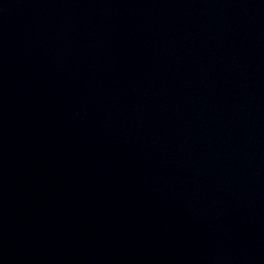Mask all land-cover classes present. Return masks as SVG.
Masks as SVG:
<instances>
[{
    "label": "water",
    "instance_id": "water-1",
    "mask_svg": "<svg viewBox=\"0 0 264 264\" xmlns=\"http://www.w3.org/2000/svg\"><path fill=\"white\" fill-rule=\"evenodd\" d=\"M0 264H264V0H0Z\"/></svg>",
    "mask_w": 264,
    "mask_h": 264
}]
</instances>
